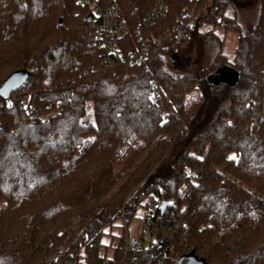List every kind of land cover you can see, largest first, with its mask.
Returning a JSON list of instances; mask_svg holds the SVG:
<instances>
[{
	"label": "trees",
	"instance_id": "16d2710c",
	"mask_svg": "<svg viewBox=\"0 0 264 264\" xmlns=\"http://www.w3.org/2000/svg\"><path fill=\"white\" fill-rule=\"evenodd\" d=\"M187 3L171 0L170 17ZM198 8V26L213 24L194 31L201 48L217 26L239 32L232 59L220 44L191 70L166 43L106 69L79 0H0V84L30 72L10 103L0 96V264H52L61 246L74 264H177L192 250L209 264H264V0ZM226 64L237 79L210 82ZM155 201L167 205L150 239L127 249L125 225Z\"/></svg>",
	"mask_w": 264,
	"mask_h": 264
},
{
	"label": "built area",
	"instance_id": "2783aa9c",
	"mask_svg": "<svg viewBox=\"0 0 264 264\" xmlns=\"http://www.w3.org/2000/svg\"><path fill=\"white\" fill-rule=\"evenodd\" d=\"M200 1L189 0L176 16L170 17L171 0H143L142 3H134L132 0H79L98 21L96 40L101 51L102 67L106 69L137 65L157 55L166 43L189 41L194 31H200L204 25L198 26L202 16L198 8ZM129 12L133 16L132 20L127 15ZM154 94H160L158 87ZM5 99L10 103V96ZM22 106L29 111V101ZM53 113L55 110L42 112L40 117H48ZM161 204V201H155L142 218L144 239L139 235H128L127 249H143L145 236L151 235V217ZM77 220L75 218L65 229L68 236ZM65 251L66 247H58L50 256V262L74 264L72 258H63Z\"/></svg>",
	"mask_w": 264,
	"mask_h": 264
},
{
	"label": "rangeland",
	"instance_id": "374dc122",
	"mask_svg": "<svg viewBox=\"0 0 264 264\" xmlns=\"http://www.w3.org/2000/svg\"><path fill=\"white\" fill-rule=\"evenodd\" d=\"M239 3H241L239 1ZM228 13L229 14H233L234 13V8L232 5H230L228 7ZM256 12H254V7H250L246 10V12L243 14V18H242V22H243V27H247L251 24L255 23L256 20ZM213 24L210 23H205L200 32L203 34L208 30L212 29ZM216 36L214 37V39H211L210 41H207L208 43H206L203 48L200 47L199 43H200V39L198 38L199 36L201 37V35L192 37L189 41L187 42H183V43H177L176 46L178 48V52L179 55L184 57V64L187 65L188 67L190 66L193 70L195 69L197 66L199 65H208L211 60L214 57V54L216 53V51L218 50V48L220 47V44H222L223 46V53L225 55V57H227V59L229 60L233 58L234 56V50H235V46L237 45L238 42V38H239V32L237 30L234 29H225L222 26H217L214 29ZM213 73V72H212ZM3 205V201L0 199V206ZM146 213V210H144L143 208H140L139 210H137L136 213V218L133 219L131 222H129L128 224L124 221H121V223L123 222L126 228H127V233L128 235H139L143 234L142 233V229L144 227L143 224V220L142 218L144 217ZM75 218H78L77 216ZM73 218L70 223L75 219ZM68 225V226H69ZM77 226V222L75 227ZM74 227V229H75ZM68 228V227H67ZM73 229V231H74ZM118 229H116L115 231H118ZM72 231V232H73ZM71 232V234H72ZM67 234V232H66ZM70 234V235H71ZM69 235V236H70ZM68 236V235H67ZM145 238L147 240L150 239V235L145 236ZM68 258V257H66ZM70 258V257H69ZM179 257L175 258V261L177 263V259Z\"/></svg>",
	"mask_w": 264,
	"mask_h": 264
},
{
	"label": "water",
	"instance_id": "95a60500",
	"mask_svg": "<svg viewBox=\"0 0 264 264\" xmlns=\"http://www.w3.org/2000/svg\"><path fill=\"white\" fill-rule=\"evenodd\" d=\"M91 16L89 17V20ZM62 21V19H61ZM30 72L27 69H17L10 73L0 84V96L8 98L12 91L16 90L20 85L28 78ZM238 77L236 69L226 64L218 69L216 73H210L208 80L214 84H218L220 81L234 82ZM167 205V201L162 202V210L164 211ZM163 241L161 240V245ZM177 264H209L204 257L198 256L194 250L181 255L177 259Z\"/></svg>",
	"mask_w": 264,
	"mask_h": 264
},
{
	"label": "snow or ice",
	"instance_id": "6c2138e0",
	"mask_svg": "<svg viewBox=\"0 0 264 264\" xmlns=\"http://www.w3.org/2000/svg\"><path fill=\"white\" fill-rule=\"evenodd\" d=\"M230 159H235V157H230Z\"/></svg>",
	"mask_w": 264,
	"mask_h": 264
},
{
	"label": "crops",
	"instance_id": "0c3cea01",
	"mask_svg": "<svg viewBox=\"0 0 264 264\" xmlns=\"http://www.w3.org/2000/svg\"><path fill=\"white\" fill-rule=\"evenodd\" d=\"M236 47V46H235ZM234 52H235V50H234ZM230 59V58H229Z\"/></svg>",
	"mask_w": 264,
	"mask_h": 264
}]
</instances>
